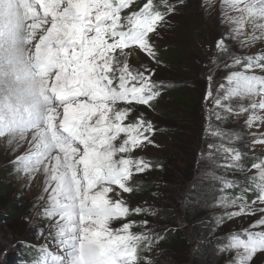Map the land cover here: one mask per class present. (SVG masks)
Wrapping results in <instances>:
<instances>
[{
	"label": "snow or ice",
	"instance_id": "snow-or-ice-1",
	"mask_svg": "<svg viewBox=\"0 0 264 264\" xmlns=\"http://www.w3.org/2000/svg\"><path fill=\"white\" fill-rule=\"evenodd\" d=\"M134 4L135 0H0V139L15 145L13 150L27 143L26 152L13 164L30 178L43 174L48 194L43 214L52 222L59 249L54 253L42 248L36 264H139V252L163 238L147 229V220L141 222L143 233L131 231L135 221L111 227L130 212L149 211L130 209L120 191L131 193L128 182L134 173L152 167L130 153L145 142L153 143L149 134L155 131L142 115L125 123L132 108L118 105L151 107L160 95V85L151 79L154 73L132 69L126 50L138 48L155 60L150 34L176 11L168 0H160L163 11L154 0H146L122 16ZM221 18L231 28L216 42L219 52H229L227 39L239 40L241 47L264 40V0H222ZM236 66L240 70L229 73L216 96L209 86L205 100L212 98L215 108L225 113H249L247 126L259 128L264 124V75L257 70L264 72V50L250 56L233 54L225 68ZM208 79L211 85L212 77ZM215 115L223 118L220 112ZM210 131L230 136L219 129ZM220 150L226 161L220 167L245 170L237 149L222 145ZM251 168L256 174L243 187L237 180L218 177L220 195L213 206L225 211L216 217L217 227L226 219L264 213V207H256L264 205V160ZM234 189L239 191L232 194ZM222 240L220 251H235L234 264H250L254 254L264 251V216Z\"/></svg>",
	"mask_w": 264,
	"mask_h": 264
},
{
	"label": "trees",
	"instance_id": "trees-1",
	"mask_svg": "<svg viewBox=\"0 0 264 264\" xmlns=\"http://www.w3.org/2000/svg\"><path fill=\"white\" fill-rule=\"evenodd\" d=\"M141 6L142 4H139L136 10ZM175 49L169 47L165 49L169 52L166 61V64L171 65L169 71L173 70L172 66L177 65L173 55L181 54L179 48ZM160 50L159 54H164V49L160 48ZM157 62L160 63L159 59ZM199 62H197L198 66ZM198 77L199 75L196 79ZM157 79L160 85L162 78ZM166 80L169 84L160 85V95L151 102L149 108L150 110L153 108L152 113H155L154 109L159 104L161 112L156 113L157 120L153 119L151 123L155 129L154 136L163 135L168 138L164 147V149L168 148L167 153L163 152V143L158 141V147L159 143L162 144L159 150H163V153L160 152L159 158L147 159L152 164L150 169L143 173H134L128 182L133 188L131 193L121 191L122 198L130 209L139 207L149 211L140 214L130 212L126 219L121 220V224L135 221L131 231L143 233L146 229L141 222L147 220V229L163 237L155 241L149 249L139 252V264H223L224 258H230L231 251H221L222 254L219 255L220 248L225 243L222 238L231 232L248 228L251 223L264 216V213L257 212L252 216L241 215L231 220L226 219L217 227L216 217L225 211L213 206L220 195L218 177L237 180L243 187L251 177L250 171L253 169L251 165L264 160V154L250 152L243 145L233 142L235 124L232 123L231 118H222L219 122H213L212 118L215 114L210 106L200 110L204 94L201 91L196 93L199 100L194 101L192 90L195 89L189 88L190 85H194L193 76L174 79L169 77ZM168 100L176 104L179 109L177 115H183L184 121L174 122L172 126L169 125L171 128L159 130L155 123L167 119L165 103ZM215 129L229 133L230 136L220 137L207 133ZM154 143L151 144L154 145ZM209 144L216 145V148L209 149ZM222 145L240 150L241 163L245 166L244 171L219 166L226 162L225 155H220L217 151ZM185 157L189 162L185 160ZM179 164L181 167L178 166ZM9 178L8 175L0 176V185L7 183ZM237 191L239 190L234 189L231 193L234 194ZM111 195L114 199L116 198L114 194ZM252 198L253 195L248 194V199ZM256 207L263 206L257 204ZM4 209L8 212L5 217L10 221L14 216L11 204H6ZM232 210L234 209H227V211ZM121 224L117 226L113 221L111 227L119 228ZM24 251L30 256L27 258L28 261H36L40 258L41 254L39 256L35 254L37 251L27 248Z\"/></svg>",
	"mask_w": 264,
	"mask_h": 264
},
{
	"label": "rangeland",
	"instance_id": "rangeland-1",
	"mask_svg": "<svg viewBox=\"0 0 264 264\" xmlns=\"http://www.w3.org/2000/svg\"><path fill=\"white\" fill-rule=\"evenodd\" d=\"M145 2L146 0H135V4L130 9H125L122 12V16L127 15L130 11H135L139 4L143 5ZM168 2L176 8V11L165 17V21L161 22L157 27L156 33L150 34V43L155 53V60L134 47L131 50H126L130 52L127 57L130 67L138 71L147 69L154 73L151 79H156L155 82L158 83L157 78H162V81L159 82L161 86L162 83L164 86L169 84L166 80L169 77L174 79L192 78L193 76L192 83L194 85H190L189 88L190 90L195 89L192 90L194 92L192 94L194 101L199 100L196 93L201 91L204 94L200 103V110L207 109L210 106L214 114L220 112L223 118H231L233 120L232 123L235 124L233 142L243 145L250 152L264 154V143H252L254 139H264V136L261 135L264 133V124H261L259 128L255 125L249 128L246 124L249 113H225L223 110L215 108L212 98L205 100L209 86H211L213 96H216V90L220 84L226 82L225 78L229 73L240 70V66L225 68V64L231 63V56L233 54L239 56L255 55L264 50V40H260L251 47H241L239 40L227 39L225 43L228 45L229 52L221 53L216 48V42L224 37L231 28V25L222 21L221 18L222 0H211V2L210 0H183L182 3L179 0H168ZM154 3L163 11V5L160 4V0H154ZM168 47L181 50V54L173 55L177 65L172 66L173 70L170 71L171 65L166 64L169 52L165 49ZM160 48L164 49L165 55L159 54ZM157 59L160 61L159 64ZM198 61H200L199 66L197 64ZM257 74L264 75V72L257 70ZM197 75L199 77L196 79ZM209 77H212L211 85ZM165 104H167L165 116L167 119L155 123L156 128L159 130L171 128L174 122L184 121L183 115H177L179 109H177L175 103L168 100ZM232 104L234 108H237L239 102L234 100ZM158 106L159 104L154 109L155 113H152L153 108L150 110L145 105H126L124 103L118 105L120 108H132L125 123H134L141 115L145 121H152L153 119L156 121V113L159 114L161 112ZM212 119L213 122L220 121L217 120L216 115ZM207 133L211 134L210 131H207ZM252 133L256 135L253 136L251 135ZM149 136L155 142L154 145L145 142L144 145L130 153L133 158L142 157L147 161L150 158H159L160 152L167 153L168 148L164 149V147H166L168 138L163 135H157L156 137L154 133L149 134ZM158 141L163 143L164 151L159 150L162 144L160 145L159 143L158 147ZM14 148L15 145H7L6 139H0V176L8 175L10 177L7 183H1L0 185V264H36L39 259L28 261L27 258L30 256L24 253L25 248L37 251L35 254L38 256L42 255V248H48L54 253L58 252L59 249L53 242L52 222L43 214V209L48 202V194L44 192V176L42 173H38L34 178H30L27 174L17 172L13 161L16 160V157L26 152L28 145L24 143L19 148L13 150ZM237 150L240 151L239 149ZM218 153L225 155L222 150ZM185 160L189 162L187 157H185ZM178 166L181 167V164ZM255 174L256 170L252 169L250 176ZM117 191L120 190L117 189ZM120 196L123 197L121 191ZM6 204H11L13 210L14 216L10 221L5 217L8 215V212L4 209ZM262 206L264 207V205ZM121 222V220L114 221L117 226ZM50 232H53V238H50ZM230 254V258L223 259V264H234L236 253L231 251ZM34 257L32 258L35 259ZM250 264H264V252L254 254Z\"/></svg>",
	"mask_w": 264,
	"mask_h": 264
}]
</instances>
